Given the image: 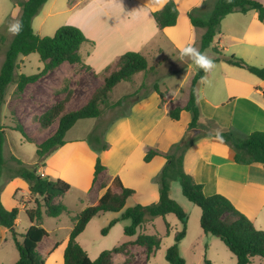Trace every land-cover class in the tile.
I'll return each mask as SVG.
<instances>
[{
  "label": "crops",
  "instance_id": "crops-1",
  "mask_svg": "<svg viewBox=\"0 0 264 264\" xmlns=\"http://www.w3.org/2000/svg\"><path fill=\"white\" fill-rule=\"evenodd\" d=\"M173 1L179 11L178 20L174 26L163 29L154 19V11H140L137 18L129 14L133 9L144 7L148 0H122L123 7L111 0H48L33 19L35 32L36 26L39 31L49 28L50 33L56 32L63 25L80 28L89 40L81 46L80 53L93 74L102 72L128 51L142 53L150 66L158 65L157 85L167 94V101L162 102L159 93L152 89L135 100L127 113L110 122L102 138L109 144L108 149L98 151L92 147L87 136H74L71 131L76 124L66 133L65 144L46 158L45 166L38 172L52 179H63L70 184L68 193L54 201L64 203L70 213L73 212L71 204H75L79 212L95 204L115 178H119L123 186L135 190L125 208L136 204L148 205L159 200L160 186L157 178L166 164V158L157 155L150 162H145L144 157L151 149L169 152L189 129L191 112L182 110L179 119H173L169 114L176 107L186 105L189 87L196 73V65L191 61L181 63L177 60L178 50L190 43H194L200 50L205 30L194 27L189 14L193 12L197 16L207 17L216 2ZM214 46L225 54L238 56L252 65L263 67L264 22L260 21L255 10L230 13L222 20L220 33L215 37L212 47L204 51L215 61L217 67L209 75L211 84L201 85L198 104L201 111L200 123L205 127L199 128L201 133L186 150L183 168L197 183L203 185L205 195L226 196L256 228L263 229V164L237 163L234 148L226 141L221 142L210 135L209 132L214 129L211 130L213 127H209V124L213 121L222 128L232 127L242 135L264 131V80L244 68L216 61V54L212 50ZM2 123L7 126L3 114ZM98 158L105 170L94 181ZM11 178L13 179H9L7 185H10L9 199L2 191L0 201L7 209H19L17 230L21 223V210L27 215V210L35 208L37 196L31 194L29 184L23 178ZM113 190L118 193L121 191L120 188ZM73 191L75 197L70 201L68 198ZM171 197L173 198L172 194ZM121 213H116L115 219ZM46 217L48 216L44 215L43 227ZM146 224L138 229V234L144 233L142 229ZM30 226L29 220L24 232H17L22 236ZM127 237L129 239L125 242L134 240L136 235ZM10 240L13 241L12 233L0 224V253L2 245ZM56 243L58 246L53 252H64L67 243L62 244L60 241L54 242L47 251ZM18 259L17 253L11 250L9 263H4L0 257V264H13ZM260 261L262 262L259 264H264L263 258Z\"/></svg>",
  "mask_w": 264,
  "mask_h": 264
},
{
  "label": "trees",
  "instance_id": "trees-1",
  "mask_svg": "<svg viewBox=\"0 0 264 264\" xmlns=\"http://www.w3.org/2000/svg\"><path fill=\"white\" fill-rule=\"evenodd\" d=\"M48 0H23L19 1L22 13L20 19L23 22V30L16 35L10 43L5 60L0 71V180L5 166L4 144L6 141V130L8 126L2 123V110L5 103V90L8 85L14 82V72L18 67L17 59L21 56H28L38 53L40 61L44 64L43 69L35 74L21 73L15 82L18 92H23L27 85L40 80L46 73L60 67L63 63L80 65L88 70L91 67L84 63L80 53L81 46L89 42L82 30L74 25H63L59 27L52 36H41L33 29V19L40 12ZM255 10L260 21L264 22V1L257 0H216L211 13L207 17L189 14L191 22L196 28L205 30L201 39L200 51L212 47L215 37L220 33L221 22L224 17L233 12L246 13ZM158 26L163 29L174 26L178 20L179 11L173 0L158 11L152 12ZM216 54V61H224L228 64L244 68L252 74L264 80V66L252 65L235 55L221 52L215 46L212 48ZM145 55L136 51H128L121 55L116 62L108 65L101 73H108L103 88L87 104L77 110L63 114L58 121L57 130L52 136L36 145L37 162L32 169L21 167L14 176L24 178L29 184L32 195L37 196L36 206L27 210V216L31 226L22 236L16 231V220L19 209H7L0 201V224L10 230L16 249L19 252V259L13 264H45V260L38 253V246L48 236L47 230L43 227L44 215L48 217H59L63 213H70L68 207L61 201L54 203L58 197L65 196L70 190V184L60 178L52 179L38 172L40 166H45L46 158L65 144L66 133L81 119L97 118L101 115L99 101L107 95L122 81L132 78L138 73L152 71ZM205 74L197 69L189 87L188 101L183 107H176L169 112L173 119H179L182 110L192 113V121L189 129L182 140L174 144L169 152H161L156 149L149 150L145 162H150L155 156L161 155L166 158V164L159 174L157 181L160 186L159 200L148 205L136 204L125 208L127 200L135 194V190L123 186L119 178L112 181L111 186L93 205H89L74 217V226L69 235L64 250L63 264H113V255L123 253L130 255L129 248L132 245H139L145 248L146 259L161 246V238L156 234L137 233L147 222L156 217H165L167 214H175L182 223V229L175 236V243L169 247L166 259L170 264H186L180 253V242L184 239L189 219L185 209L171 197V182L178 181L183 196L192 204L198 206L202 213L200 225L205 234L217 236L228 247L236 257L237 264H251L252 259L260 257L264 259V230L256 228L254 223L235 205L222 194L205 195L203 185L197 183L194 178L187 174L183 168V159L186 150L195 140L194 129L204 128L200 123L201 111L198 100L201 88V77ZM161 97L162 102L167 101V94L161 91L157 84L154 88ZM121 101L118 102V104ZM59 107H55L45 114L47 117L46 126H49L53 118L59 114ZM204 126V127H203ZM209 127L222 130L223 140L235 150V161L241 164L253 162L262 163L264 166V131H254L248 135L238 133L234 128H222L215 122L210 121ZM19 131L24 138H27V130L22 122L12 128ZM215 136V131L209 132ZM30 141V140H28ZM32 142V141H30ZM96 150L108 149L109 144L103 139L95 137L90 141ZM14 159L21 165L18 158ZM105 170L100 158L95 165V178ZM13 177V176H12ZM113 188H120L115 192ZM121 213V216L113 219L109 225L102 229L103 235H107L110 228L122 220H130L131 224L126 226L124 233L133 237L134 240L102 251L97 258L92 259L88 252L78 242V237L85 231L88 223L96 216L104 213ZM169 227V225L167 224ZM20 237L22 240H20ZM56 245L46 252L50 256ZM206 264H211L205 260Z\"/></svg>",
  "mask_w": 264,
  "mask_h": 264
},
{
  "label": "rangeland",
  "instance_id": "rangeland-1",
  "mask_svg": "<svg viewBox=\"0 0 264 264\" xmlns=\"http://www.w3.org/2000/svg\"><path fill=\"white\" fill-rule=\"evenodd\" d=\"M19 1L0 0V71L6 51L15 37L7 33V24L14 17L20 19ZM36 28L37 26L35 30L41 36H52L55 33H50L49 28H45L44 31H39ZM17 64L14 82L10 83L5 90V103L2 110L8 129L4 144L5 166L0 180V194L3 191L7 198L10 189V185L8 187L7 185L10 182L9 179H13L11 176H14L21 167L30 169L35 167L38 160L36 145L54 134L58 127L59 118L63 114L79 109L97 96L108 76V73L95 75L91 70L80 65L63 63L60 67L46 73L37 82L27 85L23 92H18L15 82L18 80L19 74H35L43 69L44 64L40 61L38 53H32L28 56L20 55ZM156 67L158 65H152V71L139 73L119 83L107 97L99 101L101 115L93 119L79 120L73 127L72 134L76 137L87 136L88 140L92 142L95 137L102 139L110 122L127 113L135 100L146 95L158 83L159 76ZM119 101L121 103L118 104ZM55 107H59V114L53 118L49 126H46L45 123H47L48 118L45 117V114ZM12 122L14 125L11 124ZM19 122H22L26 127L27 138H24L19 131H12V128ZM14 156L23 163L20 165ZM171 187L173 198L184 205L183 208L189 215L187 238L179 245L180 253L186 264H206L205 260L210 261L211 264H237L236 257L220 238L211 234H204L200 225L201 209L183 197L179 182H171ZM69 196L68 200L73 201L74 191ZM7 198L6 202L9 199ZM71 205L73 212L63 213L59 217L45 218L44 227L49 232V236L41 242L38 253L46 264H63L64 252L57 250L47 256L46 251L52 247L54 242L67 243L74 226V217L79 213L75 204ZM20 216L21 223L16 231L23 233L29 218L23 210H21ZM115 216L116 213H106L93 218L86 230L79 236V243L92 259L97 258L102 251L113 249L129 239L125 235L124 229L131 224L130 220L119 221V224L110 228L107 235H103L102 229L107 227L115 219ZM181 229V222L175 214L154 218L147 222L142 231L146 234H156L161 238V246L155 254L147 260L145 248L132 245L129 248L131 253L129 256L123 253L114 254L113 264H170L166 259L167 250L175 243V236ZM261 230H264V226ZM11 250H14L19 256L12 240L2 245L0 257L4 263H9L8 256ZM261 262L260 258H255L252 264Z\"/></svg>",
  "mask_w": 264,
  "mask_h": 264
},
{
  "label": "clouds",
  "instance_id": "clouds-1",
  "mask_svg": "<svg viewBox=\"0 0 264 264\" xmlns=\"http://www.w3.org/2000/svg\"><path fill=\"white\" fill-rule=\"evenodd\" d=\"M114 4H119L123 7L122 0H111ZM169 0H148V2L144 5V7L140 9H133L129 12V14L133 18H137L138 13L140 11H158L162 10L167 4ZM198 3H202V0H198ZM23 30V22L18 17H14L11 21L8 22L6 31L10 36L19 35ZM179 55L177 60L181 63L185 61H191L196 65L197 69L202 71L205 75L201 77V83L210 85L211 80L209 79V75L213 72V70L217 67L215 61L209 57L206 53L201 52L198 47L195 46L194 43L187 44L179 48ZM215 139L223 142L222 130L215 129Z\"/></svg>",
  "mask_w": 264,
  "mask_h": 264
},
{
  "label": "water",
  "instance_id": "water-1",
  "mask_svg": "<svg viewBox=\"0 0 264 264\" xmlns=\"http://www.w3.org/2000/svg\"><path fill=\"white\" fill-rule=\"evenodd\" d=\"M201 133L200 129H194V137L198 136Z\"/></svg>",
  "mask_w": 264,
  "mask_h": 264
}]
</instances>
